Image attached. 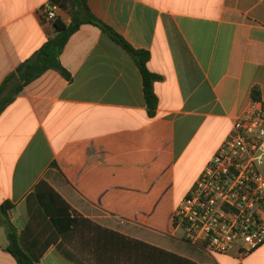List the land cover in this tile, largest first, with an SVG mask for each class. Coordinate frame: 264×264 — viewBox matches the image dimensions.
Masks as SVG:
<instances>
[{
    "label": "crops",
    "instance_id": "obj_1",
    "mask_svg": "<svg viewBox=\"0 0 264 264\" xmlns=\"http://www.w3.org/2000/svg\"><path fill=\"white\" fill-rule=\"evenodd\" d=\"M51 0H0V86L55 35ZM92 13L146 51L156 115L147 114L132 58L83 25L60 63L27 84L0 115V204L38 264H89L27 197L45 181L81 218L174 253L191 264H264V245L213 255L184 242L173 212L234 122L264 110V0H88ZM62 0L56 17L68 26ZM12 86V85H10ZM253 87L260 92L254 102ZM0 227V264H16Z\"/></svg>",
    "mask_w": 264,
    "mask_h": 264
},
{
    "label": "trees",
    "instance_id": "obj_2",
    "mask_svg": "<svg viewBox=\"0 0 264 264\" xmlns=\"http://www.w3.org/2000/svg\"><path fill=\"white\" fill-rule=\"evenodd\" d=\"M62 0H51L60 6ZM72 8L68 26L56 19L52 26L55 35L48 40L30 59L22 63L0 86V115L20 91L48 70L58 72L70 79L69 73L60 63V55L69 38L83 25L98 28L114 43L121 47L134 61L141 78L147 114L156 115L157 97L153 84L160 77L147 68L150 55L146 51L135 50L109 26L101 22L91 11L88 0H69ZM12 85V86H10ZM254 102H260V92L253 87L250 93ZM27 205L35 204L44 218L69 246L85 255L89 264H191L190 261L166 250L131 239L117 232L103 229L91 221L81 218L45 181L39 182L27 197ZM13 204L5 201L0 204V227L5 230L8 240L6 251L16 264H38L36 256L22 246V235L10 220ZM67 260L77 263L67 251H61Z\"/></svg>",
    "mask_w": 264,
    "mask_h": 264
},
{
    "label": "built area",
    "instance_id": "obj_3",
    "mask_svg": "<svg viewBox=\"0 0 264 264\" xmlns=\"http://www.w3.org/2000/svg\"><path fill=\"white\" fill-rule=\"evenodd\" d=\"M57 6L43 12L54 22ZM184 242L213 255H249L264 245V110L239 117L173 212Z\"/></svg>",
    "mask_w": 264,
    "mask_h": 264
}]
</instances>
